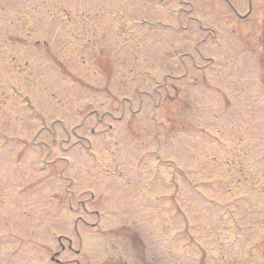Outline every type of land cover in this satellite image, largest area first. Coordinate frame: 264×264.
Instances as JSON below:
<instances>
[{
    "label": "rangeland",
    "instance_id": "obj_1",
    "mask_svg": "<svg viewBox=\"0 0 264 264\" xmlns=\"http://www.w3.org/2000/svg\"><path fill=\"white\" fill-rule=\"evenodd\" d=\"M245 2L0 0V264H264V0Z\"/></svg>",
    "mask_w": 264,
    "mask_h": 264
},
{
    "label": "trees",
    "instance_id": "obj_2",
    "mask_svg": "<svg viewBox=\"0 0 264 264\" xmlns=\"http://www.w3.org/2000/svg\"><path fill=\"white\" fill-rule=\"evenodd\" d=\"M169 184H170V182H169ZM197 184L201 185V183H197ZM172 185H173V183H172ZM167 188L174 190V186L173 187L168 186V187H166V189ZM200 188H201L200 186H196V187H194L193 190L191 189V195L195 196V199L199 201V203H198V201H196L197 202V206L199 207L197 210L200 211V210L204 209L205 212H208V213L212 214L214 212V209L218 207V204L215 201V199H213L212 197L210 198L208 195H206V193L203 191L204 189H200ZM171 200H172L171 198H168V201H171ZM181 205L183 207V205H184L183 201L181 202ZM217 209H219V208H217ZM182 219L186 220V217H182ZM182 235L184 236V239L187 240L186 239V234L182 233ZM187 238L189 240H191L189 235H188Z\"/></svg>",
    "mask_w": 264,
    "mask_h": 264
},
{
    "label": "flooded vegetation",
    "instance_id": "obj_3",
    "mask_svg": "<svg viewBox=\"0 0 264 264\" xmlns=\"http://www.w3.org/2000/svg\"><path fill=\"white\" fill-rule=\"evenodd\" d=\"M247 1V6L250 4V0H246Z\"/></svg>",
    "mask_w": 264,
    "mask_h": 264
}]
</instances>
